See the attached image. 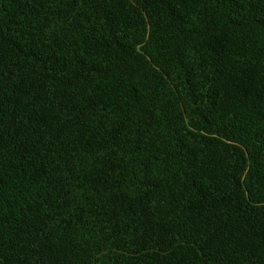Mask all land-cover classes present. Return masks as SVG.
Listing matches in <instances>:
<instances>
[{"label":"trees","instance_id":"16d2710c","mask_svg":"<svg viewBox=\"0 0 264 264\" xmlns=\"http://www.w3.org/2000/svg\"><path fill=\"white\" fill-rule=\"evenodd\" d=\"M0 264H264V0H0Z\"/></svg>","mask_w":264,"mask_h":264}]
</instances>
